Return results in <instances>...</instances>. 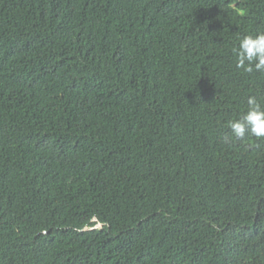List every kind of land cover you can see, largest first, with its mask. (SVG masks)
I'll return each instance as SVG.
<instances>
[{"label": "trees", "instance_id": "obj_1", "mask_svg": "<svg viewBox=\"0 0 264 264\" xmlns=\"http://www.w3.org/2000/svg\"><path fill=\"white\" fill-rule=\"evenodd\" d=\"M264 0H0V264H264ZM100 226V227H99Z\"/></svg>", "mask_w": 264, "mask_h": 264}, {"label": "clouds", "instance_id": "obj_2", "mask_svg": "<svg viewBox=\"0 0 264 264\" xmlns=\"http://www.w3.org/2000/svg\"><path fill=\"white\" fill-rule=\"evenodd\" d=\"M236 67L245 73H264V32L244 35L234 49ZM230 132L224 134L223 142L243 140L246 136L264 139V104L255 95L247 98V108L238 117L228 121Z\"/></svg>", "mask_w": 264, "mask_h": 264}, {"label": "rangeland", "instance_id": "obj_3", "mask_svg": "<svg viewBox=\"0 0 264 264\" xmlns=\"http://www.w3.org/2000/svg\"><path fill=\"white\" fill-rule=\"evenodd\" d=\"M100 227V226H99Z\"/></svg>", "mask_w": 264, "mask_h": 264}]
</instances>
